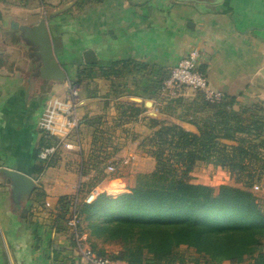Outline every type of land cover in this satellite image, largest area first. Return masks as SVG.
Listing matches in <instances>:
<instances>
[{
	"label": "crops",
	"instance_id": "obj_1",
	"mask_svg": "<svg viewBox=\"0 0 264 264\" xmlns=\"http://www.w3.org/2000/svg\"><path fill=\"white\" fill-rule=\"evenodd\" d=\"M42 18L65 81L41 77L11 26ZM194 47L226 99L264 100V0H0V264H86L88 236L70 222L76 194L80 203L86 192L129 191L138 173L156 169L144 144L154 132L151 118L198 132L215 113L210 103L200 113L192 90L173 96L165 89ZM86 50L96 61L85 60ZM69 86L80 101L81 123L68 137L75 148L60 147L46 166L38 153L63 129L46 137V112L68 102ZM11 171L32 179L16 197Z\"/></svg>",
	"mask_w": 264,
	"mask_h": 264
},
{
	"label": "trees",
	"instance_id": "obj_2",
	"mask_svg": "<svg viewBox=\"0 0 264 264\" xmlns=\"http://www.w3.org/2000/svg\"><path fill=\"white\" fill-rule=\"evenodd\" d=\"M213 105L214 115L198 132L151 118L154 132L144 144L151 147L156 169L139 174L126 192L97 193L91 202L84 200L91 193L86 192L77 205V228L87 234L89 246L100 247L97 254L105 256L103 244L114 242L121 248L112 260L175 264L185 245L207 264L247 259L264 264V212L251 191L259 177L255 163L262 161L264 168V141L257 140L264 133V100L244 107L230 97ZM198 161L227 173L212 182L192 181L189 173ZM43 170L39 166L37 172Z\"/></svg>",
	"mask_w": 264,
	"mask_h": 264
},
{
	"label": "built area",
	"instance_id": "obj_3",
	"mask_svg": "<svg viewBox=\"0 0 264 264\" xmlns=\"http://www.w3.org/2000/svg\"><path fill=\"white\" fill-rule=\"evenodd\" d=\"M188 87L201 92L205 102L210 104H219L226 99V95L218 89L213 88L206 75L201 69V52L199 48H192L186 56L180 59L171 69L169 77L165 82V89L173 96L177 95L182 88ZM69 100L67 103L55 102L48 108L46 118L44 119L45 135L50 137L51 131L58 125L63 124L61 135L56 136L55 144L42 147L38 153L39 158L45 162L47 166L53 157L57 154L60 147L66 149H74L72 142L68 141L71 133H76L80 126V116L78 114L79 92L73 86H69ZM107 170L110 173L117 172L116 164H108ZM255 189L260 186L255 184ZM264 190V186H262ZM96 197V193L91 192L84 198L86 202H91ZM79 203V195L76 194L73 204L70 222L77 227L79 216L77 213V205ZM86 264H120V262L112 260L108 256L97 254L91 248L83 251Z\"/></svg>",
	"mask_w": 264,
	"mask_h": 264
},
{
	"label": "water",
	"instance_id": "obj_4",
	"mask_svg": "<svg viewBox=\"0 0 264 264\" xmlns=\"http://www.w3.org/2000/svg\"><path fill=\"white\" fill-rule=\"evenodd\" d=\"M11 26L19 30L22 44L28 50L29 55L35 59L34 67L37 66V63L39 64L37 69L41 77L65 81L66 73L56 58L53 37L46 18H42L37 23L31 25L13 21ZM84 56L87 62L96 61L92 50H86ZM146 106L151 107L152 101L149 100ZM10 175L15 181V197L17 191L31 188L32 179L29 176L17 171H11Z\"/></svg>",
	"mask_w": 264,
	"mask_h": 264
},
{
	"label": "rangeland",
	"instance_id": "obj_5",
	"mask_svg": "<svg viewBox=\"0 0 264 264\" xmlns=\"http://www.w3.org/2000/svg\"><path fill=\"white\" fill-rule=\"evenodd\" d=\"M16 44V42H15ZM22 49V47H21ZM22 54L27 55L26 52H22ZM182 89H189L195 92V96H196V101L198 102V108H200L198 111H200V113H203L204 115H206L209 111L210 108L208 107V105L205 103L204 99H203V95L201 94V92H198L196 90H193L191 88L188 87H184ZM201 104L202 108H201ZM254 104V102L252 103H241V105H243L244 107H250ZM240 105H235V108L238 109ZM205 119L201 122H204ZM204 124V123H202ZM261 142L264 141V133L259 137V139H257ZM223 143L233 146V145H237V141L235 140H229V139H222L221 140ZM262 153H264V149H262L261 151ZM263 162L262 161H258L257 163H255V167H257V174H258V178L255 180L254 184H258L260 186L259 189H255L254 187L251 188V191L254 193L256 200L261 208V210L264 212V190L262 189V186H264V168H260V166H262ZM227 173V169L226 168H222L218 165H213L211 163H209L208 161H198L196 162V164L193 167V170L189 173L191 180L192 181H197V182H204V181H214L215 179H220V178H224L225 175ZM139 174L142 173H138L136 176V183L138 181V177ZM231 185H233L232 182H229ZM238 186V185H237ZM241 186V185H239ZM126 192V191H125ZM99 244V243H98ZM103 247L106 250V254H104L105 256L111 257L112 254L117 253L120 250V245L118 243H114V242H110V243H106L103 244ZM89 248H92L91 246ZM99 246H96V248H92L95 252L98 253L99 251ZM177 255H179V257L177 258L178 260L175 262V264H195L196 259L199 260L198 264H207L204 263L205 262V258L203 257H198L199 255L195 252V250L193 248H189L186 247L185 245L180 246L179 250L177 251ZM184 261V263L181 261L182 259ZM251 260L247 259L242 263H238V264H250ZM229 264V263H228ZM233 264V263H231Z\"/></svg>",
	"mask_w": 264,
	"mask_h": 264
}]
</instances>
